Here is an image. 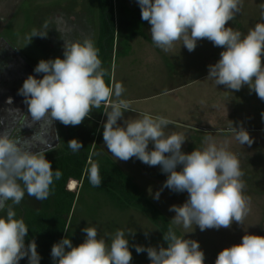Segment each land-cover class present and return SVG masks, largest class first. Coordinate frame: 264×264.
Here are the masks:
<instances>
[{"label": "clouds", "instance_id": "1", "mask_svg": "<svg viewBox=\"0 0 264 264\" xmlns=\"http://www.w3.org/2000/svg\"><path fill=\"white\" fill-rule=\"evenodd\" d=\"M136 2L141 19L151 26L150 37L156 47L168 53L179 42L192 52L198 41L207 39L224 50L219 60L208 66L206 80L216 86L223 85L230 92L247 86L250 93L254 92L264 101V3L260 5V21L243 34L226 27L241 13L243 0ZM49 27L50 22L45 21L43 31L32 29L24 37L25 46L33 37L46 38ZM57 31L64 42L63 58L41 59L34 72L43 74L42 78L29 75L18 90L28 110L24 116L25 126L53 128L56 121L65 126H78L93 110L104 107L107 119L103 124V141L115 160L126 162L135 157L148 166H159L167 179L153 194L156 200L164 188L188 194L182 205L169 208L175 215L163 233L167 246L135 245V251L146 252L150 264H205L199 242L186 239L185 234L194 232L196 226L205 231L227 229L233 222L243 225L251 212V198L245 195L246 183L238 156L228 150L226 143H217L211 135L204 137L203 147L183 152L185 134L165 131L172 124L171 120L136 112L131 103L122 98L126 91L123 84L106 82L105 77L111 81L110 72L102 66L99 49L90 36L71 39L66 38L71 28L63 30V34L60 29ZM8 103H12L11 98ZM14 110L21 113L19 109ZM125 111L136 112L138 116L124 120L121 126L118 121ZM261 115L264 118V113ZM229 132L243 146L254 143L242 125L236 127L231 122ZM39 143L45 142L40 140ZM67 144L73 152L83 148L75 138ZM51 150L48 146L37 147L33 136H14L7 128L0 131V213L6 212L0 215V264H19L25 257L28 264H40L35 239L26 245L29 228L22 218H16L14 206L19 205L26 194L38 201L52 194L54 181L63 173L53 170L51 161L46 158V152ZM85 174L93 187L101 185L98 163L90 162ZM176 227L185 230L184 235H177ZM82 231L86 238L78 246H73L68 237L53 244L54 264H130L132 261L127 237L134 235V231L117 229L110 243L99 236L95 226H87ZM215 264H264V236L246 233L240 243L220 251Z\"/></svg>", "mask_w": 264, "mask_h": 264}, {"label": "rangeland", "instance_id": "2", "mask_svg": "<svg viewBox=\"0 0 264 264\" xmlns=\"http://www.w3.org/2000/svg\"><path fill=\"white\" fill-rule=\"evenodd\" d=\"M261 3H264V0H243L241 13L233 21H229L226 27L236 28L237 31L246 34L260 21ZM113 5L115 7V56L112 61L110 55L102 65L109 72H113L111 82L125 84L127 87L125 93L129 97L156 95L183 83L182 80L169 78L167 75H169L168 71L176 72V66L181 62L188 63L189 69L194 68V75H190L191 78L193 77L191 80L193 82L187 91L189 102L192 104L186 112L182 109L183 118L175 116L174 119L179 123H190L203 127L204 130L210 132L190 131L188 133L182 126L173 123L165 131L185 134L187 139L182 145V151L185 153L203 147L204 137L211 135L217 143H226L228 150L234 152L240 160L241 169L244 172L242 179L246 183L245 195L251 198V212L243 225L233 222L227 229H207L205 231H200L196 226L194 232L185 234L186 239L199 242L205 254V264H215L218 253L226 247L240 243L246 233L264 236V118L261 115L264 113V101H261L254 92L250 93L247 86L242 87L240 91L230 92L223 85L216 86L213 81L206 80L208 66L219 60L220 52L224 49L215 47L212 42L204 39L198 41L195 50L188 52V55H182V57L178 55L181 49L178 46H174L170 51L172 56L162 55V50L151 41V26L141 19L140 7L136 0H113ZM72 12L80 14L73 17V21L81 23L85 18L89 23V28L94 27L95 39L97 35H101L104 21L99 0H0V21H5L4 24H0V39L8 41L24 57L38 63L41 59H45V52L43 54L37 45L42 48L47 47L50 42L49 31H54L59 24L63 27L68 25L71 18L65 15ZM51 15L52 19L58 21L54 28L49 27L47 37H33L32 42L25 46L24 37L34 28L43 31L42 25L45 21L50 22ZM100 55L101 53L99 54L101 58ZM209 56L212 63H207L211 61L207 58ZM123 73L130 74L125 81L122 78ZM105 80L109 82V77H105ZM165 98L168 97L159 96L156 102H162ZM97 115L98 111L93 110L89 117L95 118ZM156 115L162 116L160 112ZM126 119L124 114L120 121L124 123ZM230 121L233 122V126L242 125L249 132L254 139L251 146H243L236 141L234 135L229 132ZM91 123H87L85 118L80 125L82 126L81 132L85 136L84 139H80L83 148L78 151L81 153L78 162L82 168L78 173L75 169L74 175L78 176L77 178L68 175L70 177L66 181V190L73 193L72 202L67 201L70 204L68 213L66 211L68 206L65 205L61 209L63 213L61 219L54 220L51 215H48L50 213L43 215L41 211L44 210H40V201L27 194L19 205L14 206L16 218H22L29 228L26 244L35 239L40 257L41 252L45 251L42 254L43 260L44 254L51 256L50 249L60 237L61 239L68 237L73 246L83 243L86 233L82 229L87 226H95L99 236L104 237L109 243L110 237L117 229L131 230L134 231V235L127 237L129 249L132 252L130 264H150L147 253L138 254L135 251V245L166 247L167 244L163 240L164 230L162 231L161 227L153 223L147 214L137 209L120 206L115 199L97 187H93L85 176V170L89 167L90 161L99 165H103L104 162L113 163L143 190L156 207L158 214L169 222L175 215L174 212L169 211L170 206L182 205L187 200L188 194L187 192L176 193L164 188L159 200L154 199L153 194L162 188L167 175L162 173L159 166H148L135 157L126 162L115 160L104 144L103 127L99 128V125L95 127L96 124ZM71 128L75 133V126ZM74 135L77 137V132ZM152 148L153 145L149 144V150ZM84 156L87 157L86 161L82 160ZM177 170L180 168L178 167ZM71 182H75V191L69 190ZM103 182L102 184L106 183ZM47 210L50 212L49 209ZM5 214L6 212L0 215ZM145 231L148 233L147 236ZM175 231L177 235H184L185 232L180 227H176ZM46 232L50 236L46 235Z\"/></svg>", "mask_w": 264, "mask_h": 264}, {"label": "flooded vegetation", "instance_id": "3", "mask_svg": "<svg viewBox=\"0 0 264 264\" xmlns=\"http://www.w3.org/2000/svg\"><path fill=\"white\" fill-rule=\"evenodd\" d=\"M83 21L84 22L81 23H77L75 20L70 21L65 27L59 24L54 31H49L50 42L48 46L42 48L40 45H37L43 54L45 52L44 60L54 59L56 57L63 58L64 42L57 29H60L63 34V30L71 28L72 31L66 38L80 39L84 36H90L99 49V54L101 53L100 59L103 65L110 55L112 56L114 34H111V32L107 33L102 28L100 32L102 36L97 35L95 39L94 27L91 25L93 28H89V23L85 18H83ZM59 23H62V21H59ZM110 39L111 42H109ZM37 64L38 63L24 57L16 48L11 46L8 41L0 39V131L7 128L14 136L25 138H31L33 136V142L37 147L48 146L52 149L46 152V158L51 161L54 158H58L60 156L58 153L64 151L65 145H68L67 143L70 141L68 135L69 126H65L59 121L54 122L52 125L53 128L46 126L41 127L40 125H35L34 127L25 126L24 116L28 114L27 105L24 103V97L18 94V90L22 87L24 80L29 75L42 78L43 74L34 72V68ZM9 98L12 100L11 104L8 103ZM14 109H19L23 114L16 112ZM30 119L31 117L29 115V120ZM86 121L87 123L96 122L95 119L91 117H87ZM80 125L75 126V133L77 132V137L82 140L85 136L81 132L82 126ZM92 136L93 135H91V137ZM40 140H43L45 143H39ZM66 186L67 182L64 183L63 189L68 192ZM60 200H62V198ZM47 201L49 207H51L50 205L54 202L53 194H51L48 199L40 201V207L43 203L46 204ZM10 202L11 201H9V203Z\"/></svg>", "mask_w": 264, "mask_h": 264}, {"label": "trees", "instance_id": "4", "mask_svg": "<svg viewBox=\"0 0 264 264\" xmlns=\"http://www.w3.org/2000/svg\"><path fill=\"white\" fill-rule=\"evenodd\" d=\"M99 5H100L102 19L104 21L103 30L106 31L107 33L111 32L114 34L113 0H99ZM109 42H111V39L109 40ZM96 110L98 111V115L97 117L94 118L96 121L95 127H97L98 122H100L103 107L101 109H96ZM73 131L74 130L71 128V126H69V131H68L69 139L71 140L75 138L81 141L78 137H75L74 135L75 133ZM58 154H60V156L58 158L52 159L51 164H52L53 170L59 169L63 173V175L59 180L54 181V184L52 185V188H53L52 194L54 197V202L52 205H50L51 207H49L48 201L46 202V204L43 203L42 206L40 207V210H44V211H41L43 215H45V213L47 214L50 213L48 215H51V218H53L54 220H57L58 218L61 217L60 215L63 214L61 209H63L65 205L68 206L66 210L68 213L70 209V204L67 203V201L72 202L71 200L73 199V194L71 192H66L63 189V186H64V183L67 181V179H69L70 177L68 175L75 176L74 175L75 169L77 170V173H78L79 171H81V168H82L78 162L79 156L81 155V153L73 152L68 147V145H65L64 151ZM86 159L87 157L84 156L82 160L86 161ZM102 164L103 165L98 164L99 172H100L102 182L105 181L106 183L105 182H103L105 184L101 183V185L97 187V189L102 190L105 194L109 195V197L115 199L120 204V206L137 209L147 214V216L149 217V219H151L153 223L161 227L162 231L164 230L163 233L166 232L168 230L170 222L166 218L158 214L156 207L147 198L143 190L140 189L132 181L130 177L124 174L113 163L104 162ZM100 167H101V170H100ZM111 184L113 186H111ZM61 198L62 200H60ZM47 209H49L50 212H48ZM50 229L52 231V228ZM51 231H50V235L52 234ZM46 235H49L48 232H46ZM60 239L61 237L57 239V242H59ZM25 243H27L26 240H25ZM43 253H45L44 250L41 252L40 264H53V259L48 254H44L45 258L43 257L44 259L42 260ZM19 264H28V258L25 257L21 259Z\"/></svg>", "mask_w": 264, "mask_h": 264}, {"label": "crops", "instance_id": "5", "mask_svg": "<svg viewBox=\"0 0 264 264\" xmlns=\"http://www.w3.org/2000/svg\"><path fill=\"white\" fill-rule=\"evenodd\" d=\"M113 9H114V18H115V7H114V5H113ZM80 11L81 10H79V12ZM77 15H80V14L77 12H72V13L66 14L65 16L67 18L68 17L71 18L69 21H73L72 18L76 17ZM57 21L58 20H56V19H52V15H51L50 28L51 27L54 28ZM4 22L5 21H3V22L0 21V24H4ZM233 29L236 30V28H233ZM175 46H178L181 48V49H179L178 55H180L181 57H182V55H188L189 51L186 48H184L183 46H181L179 42ZM165 54H167L168 56H172L171 52L165 53L164 51H162V55H165ZM114 56H115V49H114V44H113L112 56H111L112 61L114 59ZM207 58L210 59V56ZM210 60L211 61H207V63H212V59H210ZM187 66H188V63H182L181 62L179 65L176 66L177 67L176 72L168 71L169 75H167V76L169 78H171V77L176 78V79L178 78L179 80L183 81V83L178 84L175 87H171L169 89H166L162 93H159L156 95H150V96L147 95V96H142V97H132V96L129 97L126 95V93H125L126 91H125L122 98L129 101L131 103L132 107L138 113L147 112V113L152 114L153 116H156V113L160 112V114H162V116L171 120L173 124H177V125L182 126L186 131H188V133L190 131H192V132L202 131L205 133H209L210 131L204 130L203 127L194 126L193 124H190V123H188V124L179 123V121H176V119H174L175 116L177 118L181 117L183 115V113L186 112L189 105L192 104V102L191 103L189 102L187 91H188L190 84L193 82V81H191V80H193L192 79L193 77L191 78L190 75L191 76L194 75V72H193L194 68L189 69V67H187ZM129 75H130L129 73L128 74L123 73L122 74V78L124 79L123 81H125ZM110 76L111 77L113 76L112 71L110 72ZM109 82H111V81H109ZM123 86H124L125 90H127V87L125 86V84ZM159 96H162V97L164 96V97H168V98H165L162 102H156ZM180 107H182V108L180 109ZM182 109H184L183 110L184 112L182 111ZM104 110H105V108L103 107L101 119H100V122H98L99 128H100V126L103 127V124L107 119L106 115L103 112ZM180 110H181V112H180ZM136 112L125 111L124 114L126 115L127 119L128 118H135L138 116V113H136ZM171 115H172V117H171ZM182 118H183V116H182ZM118 123L121 126H124L123 121H118ZM184 133H186V132H184Z\"/></svg>", "mask_w": 264, "mask_h": 264}, {"label": "bare ground", "instance_id": "6", "mask_svg": "<svg viewBox=\"0 0 264 264\" xmlns=\"http://www.w3.org/2000/svg\"><path fill=\"white\" fill-rule=\"evenodd\" d=\"M75 182H71L69 186V190H74Z\"/></svg>", "mask_w": 264, "mask_h": 264}]
</instances>
